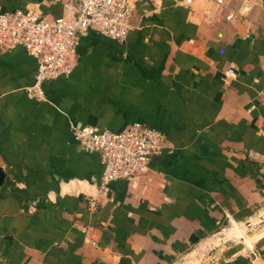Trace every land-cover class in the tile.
Segmentation results:
<instances>
[{
    "label": "crops",
    "instance_id": "0c3cea01",
    "mask_svg": "<svg viewBox=\"0 0 264 264\" xmlns=\"http://www.w3.org/2000/svg\"><path fill=\"white\" fill-rule=\"evenodd\" d=\"M133 1L128 36L80 32L75 69L43 83L45 100L27 90L36 58L0 50V264H184L264 208V0ZM81 2L0 0V12L71 17ZM71 121L141 122L166 146L103 189L101 155ZM247 240L255 263L230 241L199 264H264V229Z\"/></svg>",
    "mask_w": 264,
    "mask_h": 264
},
{
    "label": "built area",
    "instance_id": "2783aa9c",
    "mask_svg": "<svg viewBox=\"0 0 264 264\" xmlns=\"http://www.w3.org/2000/svg\"><path fill=\"white\" fill-rule=\"evenodd\" d=\"M190 4L193 0H183ZM224 4L225 0H217ZM245 6L250 8V3ZM133 0H82L71 17H54L31 9L0 12V50L23 46L38 63L35 82L28 94L45 100L43 83L69 76L78 61L80 32L94 29L117 40H124L131 29ZM234 13L229 14V18ZM71 130L87 151L98 152L104 164L101 188L117 179L145 173L154 155L166 146L165 134L154 127L135 122L121 131H112L81 121L70 122ZM94 206L95 203L93 202ZM252 262L257 252L252 244L244 245Z\"/></svg>",
    "mask_w": 264,
    "mask_h": 264
},
{
    "label": "water",
    "instance_id": "95a60500",
    "mask_svg": "<svg viewBox=\"0 0 264 264\" xmlns=\"http://www.w3.org/2000/svg\"><path fill=\"white\" fill-rule=\"evenodd\" d=\"M6 172L0 166V187L3 185L6 179ZM245 224L248 228H253L255 225V220L253 217L246 219ZM241 223L234 222L230 220L229 224L216 230L211 235H209L193 252L191 255V264H199L202 258L209 255L215 248L225 245L230 241L236 244L249 245L252 244L248 242L244 237L243 231L240 227ZM239 226V228H238Z\"/></svg>",
    "mask_w": 264,
    "mask_h": 264
},
{
    "label": "rangeland",
    "instance_id": "374dc122",
    "mask_svg": "<svg viewBox=\"0 0 264 264\" xmlns=\"http://www.w3.org/2000/svg\"><path fill=\"white\" fill-rule=\"evenodd\" d=\"M262 212V213H261ZM254 218V220H255V225L253 226V228H248V226L245 224V222H242L241 224H240V227H241V229H242V231H243V234H244V237L246 238V239H250V235H251V233H253V232H255V231H260V229H264V208L262 209V210H260L259 212H258V214H256L255 215V217H253ZM244 246V245H243ZM194 252V251H193ZM212 253V252H211ZM210 253V254H211ZM193 254V253H192ZM191 254V255H192ZM209 254V255H210ZM191 255L189 256V257H187L186 258V260H185V262H184V264H191ZM208 256V255H207ZM207 256H205V257H207ZM204 257V258H205ZM204 258H202V259H204ZM188 259H189V263H188Z\"/></svg>",
    "mask_w": 264,
    "mask_h": 264
},
{
    "label": "bare ground",
    "instance_id": "6f19581e",
    "mask_svg": "<svg viewBox=\"0 0 264 264\" xmlns=\"http://www.w3.org/2000/svg\"><path fill=\"white\" fill-rule=\"evenodd\" d=\"M248 241V240H247ZM248 242H250V241H248Z\"/></svg>",
    "mask_w": 264,
    "mask_h": 264
}]
</instances>
